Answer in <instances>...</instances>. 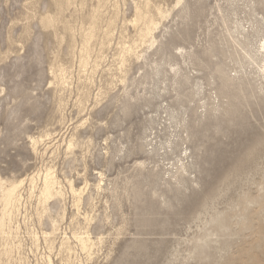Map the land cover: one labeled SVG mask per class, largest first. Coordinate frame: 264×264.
I'll return each mask as SVG.
<instances>
[{"label":"rangeland","instance_id":"obj_1","mask_svg":"<svg viewBox=\"0 0 264 264\" xmlns=\"http://www.w3.org/2000/svg\"><path fill=\"white\" fill-rule=\"evenodd\" d=\"M263 39L264 0H0V264H264Z\"/></svg>","mask_w":264,"mask_h":264},{"label":"bare ground","instance_id":"obj_2","mask_svg":"<svg viewBox=\"0 0 264 264\" xmlns=\"http://www.w3.org/2000/svg\"><path fill=\"white\" fill-rule=\"evenodd\" d=\"M261 47V50H264V39L260 45ZM264 53V52H263ZM264 62V61H263ZM263 73H264V63L262 64L261 66ZM48 175V174H47ZM2 181V180H1ZM0 181V188H1V202H2V205H3V208H2V212L0 214L1 219H0V226H4V223H5V219L8 217H10V207L14 204L15 202V198H16V187L14 186H5L2 184V182ZM45 184H44V190H43V194L44 196H48L51 194V183L48 179H45ZM18 188V186H17ZM4 229V228H3ZM2 230V229H1Z\"/></svg>","mask_w":264,"mask_h":264}]
</instances>
